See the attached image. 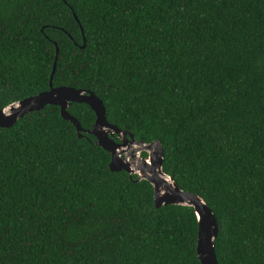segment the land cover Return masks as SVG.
<instances>
[{"label":"trees","instance_id":"obj_1","mask_svg":"<svg viewBox=\"0 0 264 264\" xmlns=\"http://www.w3.org/2000/svg\"><path fill=\"white\" fill-rule=\"evenodd\" d=\"M52 64V87L158 141L214 217L217 264H264V0H0V109L47 90ZM94 141L50 105L0 128V264H199L192 209L154 208Z\"/></svg>","mask_w":264,"mask_h":264},{"label":"water","instance_id":"obj_2","mask_svg":"<svg viewBox=\"0 0 264 264\" xmlns=\"http://www.w3.org/2000/svg\"><path fill=\"white\" fill-rule=\"evenodd\" d=\"M73 18L76 21L75 16ZM83 43L82 38L81 47ZM53 72L54 64L47 90L0 109V128L8 129L23 115L41 110L47 105L58 107L59 116L74 127L77 138H81L82 133L92 136L95 139L93 144L108 154L110 172L122 171L128 177L135 175V182L143 180L151 186L154 208L166 205L191 208L196 222V258L199 264H217L213 250V241L217 234L214 217L198 196L180 190L170 177L162 173V149L158 141L149 144L135 141L129 133L108 124L101 101L93 93L72 87H52L50 80ZM71 103L84 104L92 111L94 121L90 129L83 131L77 121L67 113ZM111 136H115L118 142ZM140 153L145 156H139Z\"/></svg>","mask_w":264,"mask_h":264},{"label":"flooded vegetation","instance_id":"obj_3","mask_svg":"<svg viewBox=\"0 0 264 264\" xmlns=\"http://www.w3.org/2000/svg\"><path fill=\"white\" fill-rule=\"evenodd\" d=\"M112 137V136H111ZM116 138V137H115ZM117 142H118V140H117ZM141 154V153H140ZM140 156V155H139Z\"/></svg>","mask_w":264,"mask_h":264}]
</instances>
